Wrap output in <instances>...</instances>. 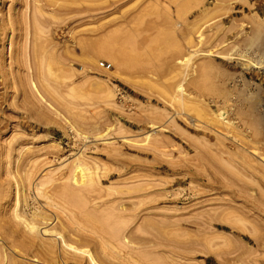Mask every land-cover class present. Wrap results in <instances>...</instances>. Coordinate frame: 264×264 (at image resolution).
Returning a JSON list of instances; mask_svg holds the SVG:
<instances>
[{
  "label": "rangeland",
  "instance_id": "rangeland-1",
  "mask_svg": "<svg viewBox=\"0 0 264 264\" xmlns=\"http://www.w3.org/2000/svg\"><path fill=\"white\" fill-rule=\"evenodd\" d=\"M63 241L264 264V0H0V264H90Z\"/></svg>",
  "mask_w": 264,
  "mask_h": 264
},
{
  "label": "bare ground",
  "instance_id": "bare-ground-1",
  "mask_svg": "<svg viewBox=\"0 0 264 264\" xmlns=\"http://www.w3.org/2000/svg\"><path fill=\"white\" fill-rule=\"evenodd\" d=\"M80 9H78V10H80ZM86 9L88 10V8H86ZM78 10L76 9L75 12L77 11L78 13L81 14V11L79 12ZM82 11H84V9H82ZM112 35L111 36L109 35L108 39L106 38L107 40H105V41H100V42H97V43H94V42L92 43V41L91 42L89 41L90 43L87 46L84 45V47L86 46L89 49V51L93 50L96 55L98 54L101 57L102 56L106 57V58H108V59H110L112 61L117 62L119 65L124 66V67L136 63V60H137L136 57L137 56L136 55L132 56V55L128 54L127 48L124 46V44L122 42L119 41L121 36H118L117 34H116L117 36H114V35L112 36ZM118 37H120V38H118ZM219 116L223 120H225L226 117H227L225 111H221ZM74 182H75V184H77L78 181H76V179L74 178ZM26 228L28 229L29 232H32L35 229L33 226H30L28 224L26 225ZM112 229L115 231L114 234H113L114 236H117L118 234H120L121 230L120 231H119V229L115 230V228H112ZM63 243L71 251H73L74 253H78L80 255L78 257L79 259H82V257H84L83 254H86V255H88L87 258H89V261H91L90 264L91 263L92 264H98V262L93 257V254H91L90 252L83 251V250H81V248L80 249L78 248L77 242H75L76 244L74 243L75 246H73L74 244L71 245V244L66 243L65 241H63ZM81 253H83L82 256H81Z\"/></svg>",
  "mask_w": 264,
  "mask_h": 264
}]
</instances>
